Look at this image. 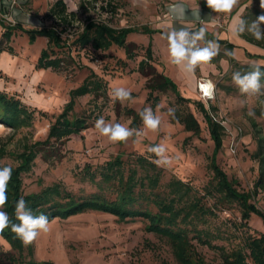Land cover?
<instances>
[{
	"label": "rangeland",
	"instance_id": "rangeland-1",
	"mask_svg": "<svg viewBox=\"0 0 264 264\" xmlns=\"http://www.w3.org/2000/svg\"><path fill=\"white\" fill-rule=\"evenodd\" d=\"M54 1L0 0V91L19 99L32 112L29 125L17 130L0 123V165H16V153L22 152L25 145L47 137L49 125L70 100V91L78 87L90 71L102 79L104 87L75 96L69 116L90 113L103 116L109 122L143 129L142 120L138 126H130L133 117L129 110L138 113L151 107L161 117V125L158 131L144 129L141 137L130 138L126 143H113L99 134L94 127L95 120H92L89 127L79 134L71 135L64 142L53 143L54 148L42 146L44 148L35 156L31 169L21 174L24 193L40 191L53 183H60L78 195L92 193L98 189L84 170L87 165L93 170L96 165L122 154L126 173L129 167L135 166L133 159L137 155H144L153 162L155 156L148 148L160 143L166 146L172 158L170 166H157L162 174L160 182L165 184L171 177H176L201 192L211 175L207 164L213 150L206 121L194 102H177L176 95L169 88L153 89L147 99L150 91L147 84L155 78H151L152 69L145 74L137 70V65L144 58L145 48L149 44L152 50L150 63L154 71L168 74L183 97L202 102L209 114L224 126L223 144L217 161L229 179L237 180L239 188L252 190L258 176V162L252 155L258 147L256 135L264 136V116H252L249 112L260 108L259 103L264 96H246L232 82L235 67L231 66L225 55L228 49L224 44H220V53L212 61L196 66L190 79L171 63L168 42L163 34L181 27L197 31L203 26L207 29L206 40L216 37L235 45L233 57L239 64L264 63L263 58L248 54L264 56V49L234 36L230 30L237 15L243 18L253 10L264 14L261 0H239V4L228 14L212 12L205 0H121L114 12L105 6V0H64L68 11L75 12L62 34L67 43H71L89 21L104 22L115 28L147 27L153 32H133L126 37L132 58L127 57L126 47L117 45L102 51L93 50L90 45H73L69 50L54 48L53 57H64L60 70L35 68L40 51L46 46V39L36 37L30 41L26 34L17 30L6 40L2 35L3 27L14 24L7 19L9 16L26 29L57 26L58 22L47 14ZM177 3L185 6L183 19L170 13V6ZM198 8L200 12L196 15ZM255 20L251 17L249 23ZM261 28L264 29V24ZM200 46L203 47L204 43L201 42ZM209 81L215 85V94L210 100L201 93L198 85L199 82ZM117 87L130 89L133 99L124 103L110 99L109 92ZM153 100L155 105H152ZM179 107L194 114L200 125L198 135L185 131L178 122H171L168 109ZM256 129L260 130L259 134ZM135 168L137 177L144 175L141 168ZM98 179L99 174L95 181ZM105 192L108 196H114L110 190ZM206 200L208 204L212 202L209 197ZM252 201L264 211L262 192H257ZM217 215L212 226L218 225L223 229L226 222L228 225L240 222V212L235 206L218 211ZM145 224L146 221L140 217L120 221L114 215L92 210L65 219L55 218L49 223L50 230L40 232L30 246H24L21 255L0 236V264H26L30 257L51 264H161L162 261L176 264L165 239L145 231ZM247 224L249 232L256 235L264 233V222L257 215L252 214ZM245 229V226L238 231L231 228L234 233L229 239L213 243L228 248L240 241V233ZM29 248L32 249L31 255ZM197 249L208 262L220 260L215 249L205 245H197Z\"/></svg>",
	"mask_w": 264,
	"mask_h": 264
},
{
	"label": "trees",
	"instance_id": "trees-1",
	"mask_svg": "<svg viewBox=\"0 0 264 264\" xmlns=\"http://www.w3.org/2000/svg\"><path fill=\"white\" fill-rule=\"evenodd\" d=\"M120 1L105 0V6H109L110 10L114 12L117 10ZM47 14L58 22L57 26L26 29L20 22H15L5 25L2 33L6 40L17 30L26 34L30 41L36 37H44L46 46L41 49L35 64V68L39 69L60 70L64 57H53L54 48H67L69 50L73 45L79 47L90 45L93 50L101 51L108 49L111 45H117L126 47L127 57L132 58L133 53L126 45V37L133 32L148 34L153 32L147 27L141 29L132 26L115 28L104 22L89 21L77 34V37L71 43H67V39L62 37V34L65 31V26L74 18L75 12L68 11L64 0H55L48 8ZM262 15L264 14L259 10H253L243 15V19L250 22L251 17L257 20ZM190 30L196 31V29ZM240 37L264 49V40L257 41L252 35L247 34ZM213 39L219 44H224L229 51L235 47L232 42H227L225 39L216 37ZM7 50L10 51V49ZM248 54L264 59L263 55ZM68 58L73 60L71 57ZM227 58L231 66L235 67L234 71L247 72L251 70V63L239 64L233 56H227ZM151 60L152 50L149 44L145 48L144 58L139 60L137 65V70L145 74H148V69H152L151 78H155L152 83L147 84L150 89L147 99L150 98L153 89L164 90L169 88L176 95L177 102L181 104L194 102L195 107L203 114L206 121L209 137L213 142V150L207 164L211 175L201 192L190 183L176 177H171L165 184H162L160 182L161 169L144 155H137L133 159L135 166L145 172L144 175L137 177L135 166L129 167L125 173L123 169L125 162L122 159V154H117L112 159L96 165L93 170L90 169L89 165L85 167V172L89 173V180L98 189L92 193L78 195L67 190L60 183H53L37 192H23L21 174L31 169L35 156L44 148L42 146L48 149L54 148L53 143L64 142L71 135L79 134L89 127L92 120L99 117L90 113H83L76 117L69 116L75 96L84 95L104 87L102 79L90 71L82 83L70 91V100L49 125L47 137L44 140L25 145L22 152L16 153L14 155L18 161L16 165H0V167L10 166L13 170L7 190L8 202L4 210L8 212L13 222L19 223L15 216V202L24 198L34 215L44 214L49 218V222L55 218L65 219L88 210L114 215L120 221L140 217L146 221L145 231L165 239L176 264H264V233L256 235L249 232L247 224L252 214L260 217L264 222V211L257 208L252 201L257 192L264 194V136L256 135L258 147L252 155L258 162V176L253 183L252 190H243L238 187L236 179L228 178L217 161V154L223 144L224 126L209 114L202 102L183 97L174 81L163 73L155 72L150 63ZM154 98L156 100V97ZM155 100H153L152 105H155ZM259 104L260 108H255L254 112L264 116V100H261ZM180 108H174V116L169 115L171 122H178L185 131L198 135L200 133L198 120L192 112ZM139 113L129 110V114L133 117L130 126H138V122L141 120ZM31 119L32 112L28 111L19 99L0 91L1 124L17 130L22 126L29 125ZM256 132L259 134L260 130L256 129ZM97 174H99V179L95 181ZM107 190H110L114 196L106 195L105 191ZM207 197L212 200L210 204L207 203ZM234 206L240 212V222L237 225L235 223L228 225L226 222L223 229L218 225L212 226L214 219L218 216V211ZM244 226L246 229L241 231L238 243L228 248L213 243L216 240L229 239L234 233L231 228L238 231L240 227L243 228ZM0 236L21 255L25 245L10 228H6L3 233H0ZM197 245H205L210 249L217 250L220 260L218 262L206 261L203 254L197 249ZM29 254H32L30 248ZM12 260L14 261V258ZM26 264L51 263L38 262L30 257ZM161 264L168 263L162 261Z\"/></svg>",
	"mask_w": 264,
	"mask_h": 264
},
{
	"label": "clouds",
	"instance_id": "clouds-1",
	"mask_svg": "<svg viewBox=\"0 0 264 264\" xmlns=\"http://www.w3.org/2000/svg\"><path fill=\"white\" fill-rule=\"evenodd\" d=\"M206 6L215 13H231L233 8L239 4V0H205ZM261 8H264V0H261ZM200 9H197L196 15H199ZM170 13L177 18L183 19L186 9L183 3H177L170 6ZM7 19L15 23L13 17ZM28 22V21H25ZM264 15L259 16L257 20L249 23L242 16L237 15L230 26L234 36L240 37L248 33L255 40H264ZM206 27H200L198 31H192L189 28L181 27L172 29L163 34V38L168 42L170 61L178 66L186 75H193L197 65L207 63L213 60L220 53V44L216 40H206ZM204 46L201 47L200 43ZM226 56H234V53L225 50ZM251 70L241 72L239 70L232 72V82L239 88V91L246 96H264V63H254L250 65ZM204 96L207 99H213L215 85L210 81L201 85ZM109 97L113 101L124 103L133 99L130 89L117 87L109 92ZM168 114L174 116L175 109L169 108ZM254 116V112H249ZM143 129H135L119 122L106 121L103 116L95 120L94 127L100 135L107 137L113 143H126L130 138L141 137L144 135V129L158 131L161 125V117L155 114L151 107L144 108L140 113ZM150 153L155 156L154 163L157 166L166 167L172 163V158L168 155V150L163 143L150 146ZM12 168L10 166L0 167V233L6 228L15 233L21 242L28 246L34 242L40 232H48L49 218L44 215H34L28 207L27 201L20 198L15 202V216L19 223L13 222L8 212L4 210L8 202V184L12 178Z\"/></svg>",
	"mask_w": 264,
	"mask_h": 264
},
{
	"label": "built area",
	"instance_id": "built-area-1",
	"mask_svg": "<svg viewBox=\"0 0 264 264\" xmlns=\"http://www.w3.org/2000/svg\"><path fill=\"white\" fill-rule=\"evenodd\" d=\"M203 84H207V83H201V82H199V89L201 90V93L203 94V91H202V88H201V85H203ZM204 95V94H203Z\"/></svg>",
	"mask_w": 264,
	"mask_h": 264
},
{
	"label": "crops",
	"instance_id": "crops-1",
	"mask_svg": "<svg viewBox=\"0 0 264 264\" xmlns=\"http://www.w3.org/2000/svg\"><path fill=\"white\" fill-rule=\"evenodd\" d=\"M167 75H168V74H167ZM167 75H166V76H167ZM178 76H179V75H178ZM188 76L190 77V75H188ZM190 79H191V77H190Z\"/></svg>",
	"mask_w": 264,
	"mask_h": 264
},
{
	"label": "bare ground",
	"instance_id": "bare-ground-1",
	"mask_svg": "<svg viewBox=\"0 0 264 264\" xmlns=\"http://www.w3.org/2000/svg\"><path fill=\"white\" fill-rule=\"evenodd\" d=\"M203 85H205V84H203Z\"/></svg>",
	"mask_w": 264,
	"mask_h": 264
}]
</instances>
